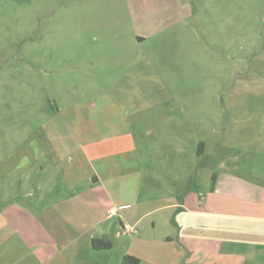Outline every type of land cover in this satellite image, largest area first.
<instances>
[{"label":"rangeland","instance_id":"obj_1","mask_svg":"<svg viewBox=\"0 0 264 264\" xmlns=\"http://www.w3.org/2000/svg\"><path fill=\"white\" fill-rule=\"evenodd\" d=\"M263 23L264 0H0V203L58 183L53 154L118 132L141 168H176L201 190L225 171L264 186V151L224 130ZM168 116L188 133L169 150Z\"/></svg>","mask_w":264,"mask_h":264},{"label":"crops","instance_id":"obj_2","mask_svg":"<svg viewBox=\"0 0 264 264\" xmlns=\"http://www.w3.org/2000/svg\"><path fill=\"white\" fill-rule=\"evenodd\" d=\"M257 45L256 68L230 89L224 126L236 138L230 143L239 140L235 147L245 151H264V23ZM170 120L162 121L167 150L175 148L170 139L188 134L187 121ZM201 123L194 132L202 148ZM136 142L131 132H118L53 154V172L62 175L58 183L38 184L21 200L0 203V264H123L126 256L138 264H264V186L225 171L201 190L183 174L177 178L176 168H141ZM155 176L161 178L157 194ZM124 224L137 233H124ZM94 240L111 247L94 250Z\"/></svg>","mask_w":264,"mask_h":264},{"label":"trees","instance_id":"obj_3","mask_svg":"<svg viewBox=\"0 0 264 264\" xmlns=\"http://www.w3.org/2000/svg\"><path fill=\"white\" fill-rule=\"evenodd\" d=\"M91 245L92 248L97 251L108 250L111 247L110 242L101 240H94ZM138 262V259L129 256L124 257L122 261L123 264H138Z\"/></svg>","mask_w":264,"mask_h":264},{"label":"built area","instance_id":"obj_4","mask_svg":"<svg viewBox=\"0 0 264 264\" xmlns=\"http://www.w3.org/2000/svg\"><path fill=\"white\" fill-rule=\"evenodd\" d=\"M123 232L124 233H128V234H136L137 231L135 230V228L129 224H124L123 225Z\"/></svg>","mask_w":264,"mask_h":264}]
</instances>
